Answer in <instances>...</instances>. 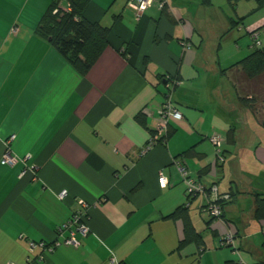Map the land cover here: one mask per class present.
Masks as SVG:
<instances>
[{"label": "crops", "instance_id": "obj_1", "mask_svg": "<svg viewBox=\"0 0 264 264\" xmlns=\"http://www.w3.org/2000/svg\"><path fill=\"white\" fill-rule=\"evenodd\" d=\"M50 2L0 0V156L14 134L16 158L0 164V264H264V218L252 212L254 194L264 196V141L239 119L242 110L258 119L238 100L248 82L229 68L243 50L221 55L226 20L242 11L224 0H151L136 17L127 0H89L83 17L109 32L80 75L34 32ZM248 23L261 47L264 13ZM167 92L181 119L156 135ZM212 132L225 138L220 163L206 139ZM174 159L205 189L215 186L218 199L229 197L222 219L202 210L205 197L186 199ZM80 208L88 230L74 233L76 247L64 245ZM178 209L203 245L178 247L183 220L169 216ZM228 232L232 246L218 245ZM29 242L45 245L28 251Z\"/></svg>", "mask_w": 264, "mask_h": 264}, {"label": "trees", "instance_id": "obj_2", "mask_svg": "<svg viewBox=\"0 0 264 264\" xmlns=\"http://www.w3.org/2000/svg\"><path fill=\"white\" fill-rule=\"evenodd\" d=\"M88 1L51 0L40 15L34 28L35 34L47 41L68 65L80 75L86 73L105 47L109 32L108 26L100 25L98 22L89 21L83 17L82 11ZM225 1L233 4L241 0ZM201 3L204 5L208 4L209 0H201ZM230 22H234L233 26L237 24L235 20H230ZM232 66H238L242 78L248 82V85L242 89L243 95L238 98L239 102L243 106L249 103V106L253 107L254 94L264 86V47H254L250 53L230 65L229 68ZM249 92L252 95H249ZM252 109L254 110V108ZM135 118L137 121L143 122L141 115L138 114ZM261 123L264 124V121L262 120ZM228 132L232 133V130H228ZM228 198L227 196L218 200L222 213L223 202ZM254 199L253 217L262 219L264 218V196L261 197L260 194H254ZM178 210L179 212L175 210L169 215L171 218L180 215L183 220V236L178 241V247L189 242L198 247L203 245L202 235L193 229L187 213L183 209ZM209 217L214 218L212 216ZM219 219H222V214ZM220 246L231 247L230 244L224 245L221 243ZM261 246L264 249V241Z\"/></svg>", "mask_w": 264, "mask_h": 264}, {"label": "built area", "instance_id": "obj_3", "mask_svg": "<svg viewBox=\"0 0 264 264\" xmlns=\"http://www.w3.org/2000/svg\"><path fill=\"white\" fill-rule=\"evenodd\" d=\"M151 3V0H127V6L130 7L136 17H140L143 11L146 7H148ZM162 3L159 4V7H161ZM56 11V10H54ZM17 30L16 26H11L10 32L15 33ZM249 38L252 41L253 47H258L259 41H258V31L257 30H251L249 32ZM170 85H174L176 83L175 80H169L168 81ZM169 88V87H168ZM171 88H169L170 90ZM181 119V113L176 109L175 105L171 101L169 92H167L164 96V100L158 110V116L155 126V132L156 135L161 134V132H165L167 122L169 120L172 121H179ZM14 134H10L6 140L3 143V152L0 156V164L4 165H12L15 163L16 158L9 153V143L13 140ZM209 142L214 146L215 148V157L216 160L220 163L223 161V152H222V145L224 140L220 137V134L217 132H212L208 135ZM149 145V144H148ZM147 147H144L143 150H141V153H143L146 150ZM173 164L177 167V169L180 172L181 180L184 184V192L185 197L187 200H190L198 195H201L206 198V202L204 206L202 207V210L209 216H212L214 218L219 219L222 211L220 204L218 203V196L216 194L215 186H211L208 189H205V187L198 182L195 178L191 177L188 173V170L181 164L180 160L174 159ZM25 170L20 172V175L23 174ZM158 186L164 187L167 184V178L161 173H158ZM66 195L65 190H61L57 193V197L59 199L64 198ZM212 196V197H211ZM226 198L227 195L223 196V198ZM78 205L80 207L84 206L83 201H79ZM84 212L80 209H76L72 215L70 221L75 224V228L73 230L69 231V235L63 239L62 244L69 245L72 247H76L78 245V241L76 240L74 233L77 232L80 235H85L88 228L83 220ZM221 244H230L232 246L233 244V237L230 232L226 233L220 241ZM58 242H55L53 246L58 245ZM36 245L43 247L45 244L44 242H29L28 244V251L32 250L33 247ZM49 249H51V246H48ZM13 264V263H8Z\"/></svg>", "mask_w": 264, "mask_h": 264}, {"label": "rangeland", "instance_id": "obj_4", "mask_svg": "<svg viewBox=\"0 0 264 264\" xmlns=\"http://www.w3.org/2000/svg\"><path fill=\"white\" fill-rule=\"evenodd\" d=\"M219 2H221V0H218ZM225 1V0H224ZM258 1V0H257ZM257 1L255 0H241V1H237L233 4H228V6L232 5V7H234V5H237V8L239 10L242 11L243 15H239L236 16L235 14H233L231 12V19L235 20V21H242L241 24H239L238 26L240 27V29L238 30L237 27L232 26L234 22H232L230 24V18L226 20L227 23L230 24V27L227 28L224 38L222 39V43H224V50L223 52H221V55H230L233 51V49L235 48L237 50V46H239V48L243 51L242 54L240 53V56H236V58L233 59H242L244 57V55H246L247 52L244 51H248L249 48H252V41L249 38V35H247L246 31H245V26L246 24H249L248 22L252 21L255 17L260 16L264 13V9L260 6L257 7ZM262 1V0H259ZM264 3V2H263ZM239 4H244L243 6L239 5ZM254 7L249 10L250 6ZM238 17V18H237ZM262 36V35H261ZM260 36V41H262V38ZM259 41V40H258ZM237 45V46H236ZM264 45V44H263ZM262 45V46H263ZM260 46V45H259ZM261 46V47H262ZM233 61V60H232ZM226 82H230L228 79L225 80ZM255 96V104H253V108L257 111L256 115H257V120L253 119V117H250V115L248 116L247 112H243V110L240 113V117L239 119L242 117V120L246 121V122H250V126L248 129H250L251 131H253L254 133H256V135L258 136V140L264 141V124L261 123L262 120L264 121V86L258 90V92L254 95ZM245 109L247 108V106L244 107ZM244 109V111H246ZM235 122H238L237 119H234ZM220 133V137L222 138V140H225L223 132H218ZM208 143L210 144L212 150H213V154L215 153V148L214 146L209 142L208 138H206ZM259 157L257 155V152L255 151V158ZM218 245H220V243H218ZM29 255V254H28Z\"/></svg>", "mask_w": 264, "mask_h": 264}]
</instances>
